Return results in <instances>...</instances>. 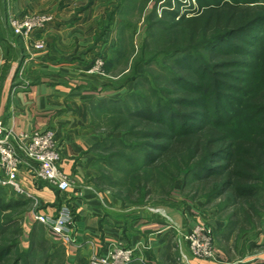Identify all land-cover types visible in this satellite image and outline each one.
<instances>
[{"label":"trees","instance_id":"trees-1","mask_svg":"<svg viewBox=\"0 0 264 264\" xmlns=\"http://www.w3.org/2000/svg\"><path fill=\"white\" fill-rule=\"evenodd\" d=\"M199 3L191 16L171 11L172 27L189 39L200 34L210 37L200 47L172 48L165 57L170 65L152 62L166 73L162 85L140 78L148 84L145 93L136 89L95 102L91 109L114 120L113 130H124V139L145 140L122 145L132 154L126 160L131 174L158 170L167 178L184 171L209 185L212 197L226 196L234 205H249L264 191V79L257 89L244 85L249 70L260 68L256 62L264 60V0ZM109 140L106 137L94 150L109 149ZM100 162L97 157L96 165ZM28 204L14 196L7 199L0 186V216ZM14 221L0 225V264H54L56 255H62L58 248L45 257H30V263L35 241L28 251L21 250V227L13 229ZM8 233L17 237L2 245Z\"/></svg>","mask_w":264,"mask_h":264},{"label":"crops","instance_id":"crops-1","mask_svg":"<svg viewBox=\"0 0 264 264\" xmlns=\"http://www.w3.org/2000/svg\"><path fill=\"white\" fill-rule=\"evenodd\" d=\"M112 9L107 0H0V65L25 70L22 80L15 78V71L4 77L0 120L18 133L57 129L62 170L71 183L62 192L44 183L36 185L28 172H21L23 186L41 200L39 207L28 200L32 208L24 215L25 230L34 232L43 226L51 247L66 255L67 264H89L92 253L112 243L136 248L137 259L131 264H167L181 256L176 228L188 230L203 222L202 212L195 205L162 208L168 220L149 207L125 204L113 191L96 184L100 172L93 148L103 135L96 131L92 105L131 92L127 84L118 85L108 74L85 71L102 48L109 50L115 44L103 23ZM14 13L53 16L37 35L46 40L43 51H33L30 43L12 32L8 18ZM65 202L74 211L78 245H64L34 218L36 210L56 214ZM182 252L190 264H234L221 251L214 260L195 257L186 244ZM242 264H264V257Z\"/></svg>","mask_w":264,"mask_h":264},{"label":"rangeland","instance_id":"rangeland-1","mask_svg":"<svg viewBox=\"0 0 264 264\" xmlns=\"http://www.w3.org/2000/svg\"><path fill=\"white\" fill-rule=\"evenodd\" d=\"M107 1H111L113 9L108 13L106 19H103L105 20L103 23L107 26L106 30L112 33L111 37L113 36L112 40L115 41V44L111 45L109 50L107 49L108 46L105 51L102 48L96 55L107 53L103 67L104 73L110 75L111 79L113 78L118 85L127 84L131 88L130 93L135 92L136 89L145 93L148 84L142 82L140 78L143 77L150 80L155 79L159 86L162 85L160 83L166 79V73L153 67L151 63L170 65L166 62L167 58L165 57L172 48L188 44L200 47L204 40L210 37L209 34H200L189 39L180 35L177 30L175 31L176 28L173 29L172 27L173 18L170 12L178 10L181 16L194 15L198 11L199 0ZM205 1L209 2L210 0ZM24 14L14 13L10 14L8 18V24L12 32L20 37L22 36L17 34L10 25V16ZM38 14L47 13H34L33 15ZM112 46L115 47L112 48ZM30 48L33 51H38L33 49L31 43ZM116 52L117 54H115ZM201 53L206 57L209 56L207 51ZM262 59L256 62L260 68L249 70L248 80L245 78L246 84L244 85H247L251 90L257 89L263 81L262 79H264V68H262L264 60ZM11 68L0 65V109L2 108V96L5 89L4 77L12 75V72L15 71V68ZM21 69H23V72L25 71L23 67L19 71L17 69L14 73L15 78H24L25 74H21ZM151 69L152 72L149 73ZM92 118L96 125V131L103 135V140L106 137L111 140L106 143L107 146H110L109 149L102 146L95 150L93 148L94 153L101 161L96 165L100 172L99 178L96 179L98 186L122 196L125 204L133 206L162 209L195 205L203 215V222L199 224L206 225L213 233L216 253L217 251L223 252L230 263L234 264L248 263L253 258L264 257V191L252 199L249 205H234L226 196L212 197L209 185L206 186L202 184V181L185 175L184 171L175 177H173L174 175H168L167 178H164L158 170L131 174V168L126 160L131 158L132 154L122 145L126 143L141 144V141L145 140L131 141L128 138L124 139V130L114 131L113 123L115 121L104 116L100 111L92 113ZM124 129H128L127 125ZM115 138L122 139L112 141ZM4 190L7 199L13 198L10 191ZM30 208L32 207L28 204L26 208L16 207L12 209L4 215L5 217L1 214L0 225H7L16 219L18 224L14 221L13 229L21 227V233L18 236L21 250L28 251L30 245L35 241L32 254L29 255V260L27 259L32 263L33 260L30 257L32 259L45 257V255H51L50 253L54 250L49 243L43 226H38L39 228L34 230V238L33 230L28 231V228L25 230L24 215ZM5 218L9 220H5ZM15 237L17 236L8 233L6 238H2L1 244L3 245L5 241ZM65 257L66 255H56L54 264H67Z\"/></svg>","mask_w":264,"mask_h":264},{"label":"built area","instance_id":"built-area-1","mask_svg":"<svg viewBox=\"0 0 264 264\" xmlns=\"http://www.w3.org/2000/svg\"><path fill=\"white\" fill-rule=\"evenodd\" d=\"M53 19L50 14L12 15L10 25L17 34L31 43L34 50L43 51L46 47L45 39L37 35H41ZM104 64L105 54L99 53L85 71L89 75H105ZM23 73L21 69V74ZM62 160L57 129L48 127L18 133L0 121V186L10 191L14 197L30 200L37 207L41 205L40 198L23 186L19 178L22 171L28 172L36 185L44 183L59 191H67L71 183L62 170ZM151 210L171 220L164 209L152 208ZM34 218L46 227L53 238L64 245H78L74 211L67 202L63 203L54 215L36 210ZM171 226L175 227V224ZM176 231L178 233L177 247L181 251V256L177 261L167 264H190L186 254L182 252L185 244L195 257L216 259L213 233L206 225L197 224L188 230L177 227ZM136 259L135 247L112 243L101 251L92 253L89 264H131Z\"/></svg>","mask_w":264,"mask_h":264}]
</instances>
